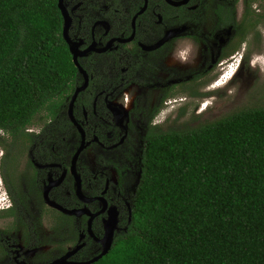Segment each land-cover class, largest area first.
<instances>
[{
  "label": "flooded vegetation",
  "instance_id": "flooded-vegetation-1",
  "mask_svg": "<svg viewBox=\"0 0 264 264\" xmlns=\"http://www.w3.org/2000/svg\"><path fill=\"white\" fill-rule=\"evenodd\" d=\"M63 5L84 75L76 69L57 114H38L2 147L0 218L11 223L6 234L16 228L22 236L0 234V259L12 264H46L76 246L65 264L100 253L108 217L116 220L111 244L130 221L144 136L168 129L158 115L233 114L260 106L244 103L258 101L264 87L254 86L264 0ZM83 82L70 118L68 101Z\"/></svg>",
  "mask_w": 264,
  "mask_h": 264
},
{
  "label": "trees",
  "instance_id": "trees-1",
  "mask_svg": "<svg viewBox=\"0 0 264 264\" xmlns=\"http://www.w3.org/2000/svg\"><path fill=\"white\" fill-rule=\"evenodd\" d=\"M61 23L57 0H0L1 147L72 90ZM144 138L130 221L89 264H264V105Z\"/></svg>",
  "mask_w": 264,
  "mask_h": 264
},
{
  "label": "rangeland",
  "instance_id": "rangeland-1",
  "mask_svg": "<svg viewBox=\"0 0 264 264\" xmlns=\"http://www.w3.org/2000/svg\"><path fill=\"white\" fill-rule=\"evenodd\" d=\"M260 50H262V46L260 47ZM258 56L260 57L257 59V61L259 60L260 63H262L263 67L261 70L262 74H260L259 78L255 81L254 86H257L259 88L260 86H264V52L261 54H258ZM224 103L225 101H219L216 105L211 107V109L215 110L216 108L221 107ZM244 105L245 106L246 105H250V106L264 105V87L259 92L258 101L248 102V103L246 101ZM224 115L226 114H159L157 119L159 121L163 120L161 123H159L161 126L167 127L168 129H180V128H184L187 126H194L202 122H207V121L219 118ZM2 151H3V148L0 146V155ZM1 181L3 184V180L1 179V168H0V206L4 207V204H6L7 201L3 199V197H5V194H3V187L1 185ZM10 224L11 223L9 220L0 218V234L2 237L3 235H7L9 239L14 240L15 242H19L22 239L20 230L14 228L11 231H7L8 234H6V230L8 227H10ZM0 264H12V263L9 260L0 259Z\"/></svg>",
  "mask_w": 264,
  "mask_h": 264
},
{
  "label": "water",
  "instance_id": "water-1",
  "mask_svg": "<svg viewBox=\"0 0 264 264\" xmlns=\"http://www.w3.org/2000/svg\"><path fill=\"white\" fill-rule=\"evenodd\" d=\"M57 7L59 9L61 18H62V23H61V35L62 38L64 39V41L66 42L67 46H68V50L71 54V59L72 62L74 64V66L76 67L77 71L80 72L81 74L84 75V71L82 70V68L79 66L76 57L78 55V50H77V44L72 42L67 35V27H68V23H69V16L67 14V11L63 5V0H57ZM85 82H83L82 85L78 86L77 88H75V90L73 91L72 95L70 96V99L68 101V106H67V113L69 115V117L71 118V105L72 102L77 94V92L82 89L84 87ZM71 212H74L76 214L79 213L80 210H70ZM115 217L114 216H110L108 217V220L105 221V225H104V234L102 239H100V243H101V251L100 253H98L97 255L91 257L90 259L83 261V262H79L78 264H89L91 262L96 261L98 258H100L102 255H104L110 245H111V239H112V230L113 227H115ZM78 246L74 247L72 250L66 252L64 255L54 259L51 262H48L46 264H65L67 263L65 260L66 258L76 250Z\"/></svg>",
  "mask_w": 264,
  "mask_h": 264
},
{
  "label": "clouds",
  "instance_id": "clouds-1",
  "mask_svg": "<svg viewBox=\"0 0 264 264\" xmlns=\"http://www.w3.org/2000/svg\"><path fill=\"white\" fill-rule=\"evenodd\" d=\"M258 58H259V57H258ZM258 58H257V59H258ZM257 59H255V60H256V63L260 62L259 60L257 61ZM254 63H255V62H254ZM222 79H223V77L220 78V80H222Z\"/></svg>",
  "mask_w": 264,
  "mask_h": 264
}]
</instances>
